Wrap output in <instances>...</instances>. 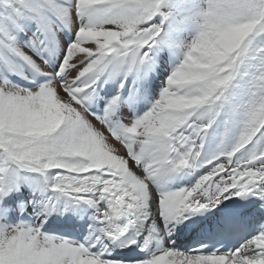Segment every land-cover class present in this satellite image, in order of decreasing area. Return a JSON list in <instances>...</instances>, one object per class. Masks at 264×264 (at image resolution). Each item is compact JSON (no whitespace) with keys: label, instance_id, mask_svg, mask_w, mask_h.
Wrapping results in <instances>:
<instances>
[{"label":"snow or ice","instance_id":"1","mask_svg":"<svg viewBox=\"0 0 264 264\" xmlns=\"http://www.w3.org/2000/svg\"><path fill=\"white\" fill-rule=\"evenodd\" d=\"M0 264H264V0H0Z\"/></svg>","mask_w":264,"mask_h":264}]
</instances>
